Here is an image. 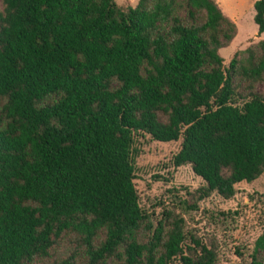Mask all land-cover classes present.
Wrapping results in <instances>:
<instances>
[{
  "label": "trees",
  "instance_id": "trees-1",
  "mask_svg": "<svg viewBox=\"0 0 264 264\" xmlns=\"http://www.w3.org/2000/svg\"><path fill=\"white\" fill-rule=\"evenodd\" d=\"M252 13L264 35V0ZM234 36L213 0H0V264L46 258L64 232L85 264H215L204 247L182 255L181 219L137 241L133 145L180 140L172 165L201 179L202 198L229 199L264 172V40L224 67L218 50ZM259 253L264 234L249 264H264Z\"/></svg>",
  "mask_w": 264,
  "mask_h": 264
},
{
  "label": "rangeland",
  "instance_id": "rangeland-1",
  "mask_svg": "<svg viewBox=\"0 0 264 264\" xmlns=\"http://www.w3.org/2000/svg\"><path fill=\"white\" fill-rule=\"evenodd\" d=\"M221 13L233 23L235 36L230 44L218 50L224 67L233 54L251 48L257 57L256 46L264 40L257 35L252 22V4L256 0H213ZM120 8L134 7L137 0H113ZM174 15L184 24L187 23L184 7L174 9ZM203 17L196 15V23ZM159 29H166L160 24ZM238 93L244 95V84L234 79ZM117 83L111 82V89ZM254 91L264 98V83H257ZM1 104V103H0ZM162 122L164 118L159 116ZM180 140L158 143L145 135L134 138L133 186L138 205L145 219L140 225L137 241L144 243L150 231L161 222L163 230L170 229V223L181 219L184 241L182 255L191 259L199 254V248L212 251L215 264H249L255 240L264 234V172L253 182L239 183L234 186V195L222 199L215 193L206 198L200 195L204 183L194 176L189 166L173 167L172 158L179 150ZM150 228V229H149ZM103 234L96 235L92 247H98ZM79 236L72 232L62 233L48 251L46 258H38L33 264H56L69 255H74L76 264H85L87 258ZM256 259L264 262V253ZM102 264H114L112 259ZM174 264H176L174 262Z\"/></svg>",
  "mask_w": 264,
  "mask_h": 264
},
{
  "label": "crops",
  "instance_id": "crops-1",
  "mask_svg": "<svg viewBox=\"0 0 264 264\" xmlns=\"http://www.w3.org/2000/svg\"><path fill=\"white\" fill-rule=\"evenodd\" d=\"M222 1V0H221Z\"/></svg>",
  "mask_w": 264,
  "mask_h": 264
}]
</instances>
